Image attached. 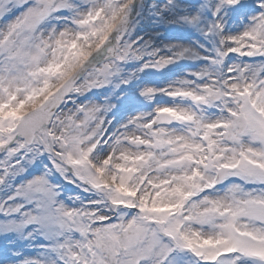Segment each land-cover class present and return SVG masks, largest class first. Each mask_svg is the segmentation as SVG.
<instances>
[{"label": "snow or ice", "instance_id": "1", "mask_svg": "<svg viewBox=\"0 0 264 264\" xmlns=\"http://www.w3.org/2000/svg\"><path fill=\"white\" fill-rule=\"evenodd\" d=\"M0 264H264V0H0Z\"/></svg>", "mask_w": 264, "mask_h": 264}]
</instances>
